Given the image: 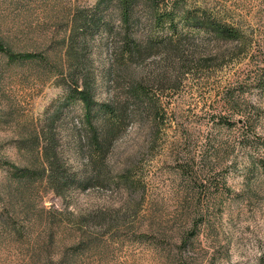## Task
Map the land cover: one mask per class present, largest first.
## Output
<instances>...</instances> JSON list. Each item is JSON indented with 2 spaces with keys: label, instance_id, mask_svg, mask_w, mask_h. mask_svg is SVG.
I'll return each instance as SVG.
<instances>
[{
  "label": "rangeland",
  "instance_id": "374dc122",
  "mask_svg": "<svg viewBox=\"0 0 264 264\" xmlns=\"http://www.w3.org/2000/svg\"><path fill=\"white\" fill-rule=\"evenodd\" d=\"M99 1L0 0V264H264V0H154L159 15L175 10L154 36H183L192 50L202 41L199 60L138 64L144 78L166 77L147 86L154 110L130 106L93 169L75 150L85 108L70 77L87 74L92 105L103 103L112 49L140 28ZM182 11H206L243 39L215 42ZM134 13L145 20V8ZM56 114L61 194L56 181L18 180L31 136Z\"/></svg>",
  "mask_w": 264,
  "mask_h": 264
},
{
  "label": "trees",
  "instance_id": "16d2710c",
  "mask_svg": "<svg viewBox=\"0 0 264 264\" xmlns=\"http://www.w3.org/2000/svg\"><path fill=\"white\" fill-rule=\"evenodd\" d=\"M111 5L118 9L121 23L133 22L134 25L138 24L136 26L140 25V28L135 35H132V37L126 36L112 49L107 68L102 76L103 86L108 93L107 99L103 103L93 106L88 75L82 74L79 79H77L78 77H70L75 90L70 92H75L78 95L85 108L84 119L86 125L84 124V126L86 129L79 135L75 150L81 155L85 151L87 152L86 163L93 169L100 166L99 161L102 156L109 151L113 142L117 140L119 132L129 116L127 110L130 106L140 107L144 105L146 111L151 112V114L154 110V105L146 101L148 99L147 86H157L166 77L157 74L152 75L149 79L144 78L140 70L138 71L140 69L138 64L149 58L163 55L166 60L175 56L182 65L187 62H198L199 58L196 59L197 47L204 45L202 41L198 42L192 50L191 48L187 49L186 39L183 36L175 40H160L154 36V32L159 29L163 22L172 24L175 18L174 8L165 9L159 15L154 0L99 1V6L108 7ZM139 6L145 8L146 12L145 20L142 22L137 19L134 13V10ZM180 18L184 24L205 32L215 42L227 41L239 44V41L243 39L242 33L237 28L215 17L213 18L206 11L200 13L182 11ZM105 29L106 31L109 30ZM79 81L81 83H78ZM57 118L58 115L56 114L48 119L50 126L46 132L41 130L31 136L34 140L29 146L31 160L27 166L19 169L18 174V180L22 186H24V183H32L33 180L39 184H52L56 181L57 187H54V190L56 194H61L62 188L70 182L64 172L61 151L52 130V125H54ZM29 143V141L22 139L17 148H23ZM96 178L97 176L93 175L81 178L80 184L83 187L88 186L87 184L92 181L95 182ZM116 182L121 184L130 196L134 194L135 186H133L125 172L120 174ZM100 217L98 214L91 217L89 220L92 222L91 225H97ZM6 222L8 221H4L3 224L6 225ZM86 226L90 228L88 224ZM92 240L93 238L89 234L81 242L88 243ZM181 241L185 243L187 239L181 236Z\"/></svg>",
  "mask_w": 264,
  "mask_h": 264
}]
</instances>
